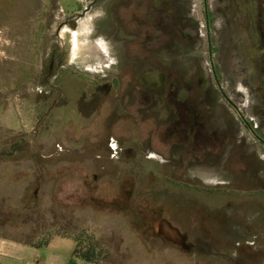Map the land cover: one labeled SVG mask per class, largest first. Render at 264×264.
Returning a JSON list of instances; mask_svg holds the SVG:
<instances>
[{"label": "rangeland", "instance_id": "1", "mask_svg": "<svg viewBox=\"0 0 264 264\" xmlns=\"http://www.w3.org/2000/svg\"><path fill=\"white\" fill-rule=\"evenodd\" d=\"M63 3L73 11L70 0ZM251 7L242 15L254 23ZM61 18L57 1L0 0V241L40 244L68 237L78 256L92 264H264L260 32L252 25L247 31L237 28L244 44L235 55L231 52L223 86L247 126L235 110L228 111L261 160L250 164L245 152L242 166L230 149L225 176L215 166L187 169L183 161L189 153L207 145L202 142L196 149L189 144L179 160L173 126L162 122L167 118L162 107L152 114L133 107L126 116L118 108L100 109L102 98L84 99L95 75L105 73H55L57 80H47L50 42L61 51L69 36L65 27L56 35ZM261 22L264 34V5ZM70 43V61L84 48L99 50L75 36ZM258 138L263 145L254 144ZM222 175L235 184L207 188L203 183H222ZM162 222L194 251L159 236Z\"/></svg>", "mask_w": 264, "mask_h": 264}, {"label": "flooded vegetation", "instance_id": "2", "mask_svg": "<svg viewBox=\"0 0 264 264\" xmlns=\"http://www.w3.org/2000/svg\"><path fill=\"white\" fill-rule=\"evenodd\" d=\"M55 1L62 17L56 35L65 27L69 36L61 51L54 48V41L50 42L44 71L47 80H57L60 76L55 73H105L95 75L97 78L92 79L93 85L84 98H90L88 101L102 98L100 109L118 108L131 116L133 107L151 114L162 107L167 113L162 122L173 126L172 141L179 146V160H183L182 150L189 144L196 149L202 142L207 145L205 150L189 153L190 159L183 161L187 169L213 170L215 166V170L222 168L221 173L228 176L230 149L236 154L234 161L242 166L246 164L241 163L245 152L250 156V164L254 158L261 160L255 145L247 146L238 121L228 111L239 110L228 98L223 81L229 77L231 52L235 55L239 45L244 44L236 32L239 26L245 31L254 26L256 33L260 32L258 41L264 46L261 22L264 0H70L72 12L64 8L65 0H45ZM251 5L254 23L249 22V15H242ZM79 31L86 34L79 35ZM83 35L79 39L99 46V50L84 48L80 56L70 61L71 37L79 41L78 36ZM67 94L72 98L71 91ZM57 103L54 101L52 105ZM220 110L226 112L219 119L215 116ZM214 117L220 120L223 131L214 124ZM241 120L247 126L242 117ZM250 128L249 132L257 137L254 128ZM261 143L258 138L254 144ZM225 176L222 183H203L207 188L224 187ZM159 226L158 235L165 241L184 251H194L180 234L181 243L168 240L160 234Z\"/></svg>", "mask_w": 264, "mask_h": 264}, {"label": "crops", "instance_id": "3", "mask_svg": "<svg viewBox=\"0 0 264 264\" xmlns=\"http://www.w3.org/2000/svg\"><path fill=\"white\" fill-rule=\"evenodd\" d=\"M230 179L227 178L225 186L235 184L236 181ZM75 247L76 243L68 237H56L39 248L2 240L0 264H92L76 256Z\"/></svg>", "mask_w": 264, "mask_h": 264}, {"label": "water", "instance_id": "4", "mask_svg": "<svg viewBox=\"0 0 264 264\" xmlns=\"http://www.w3.org/2000/svg\"><path fill=\"white\" fill-rule=\"evenodd\" d=\"M159 232L160 234L164 235L168 240L174 242V243H181V238L179 233L171 228L168 224L164 223L159 226Z\"/></svg>", "mask_w": 264, "mask_h": 264}, {"label": "trees", "instance_id": "5", "mask_svg": "<svg viewBox=\"0 0 264 264\" xmlns=\"http://www.w3.org/2000/svg\"><path fill=\"white\" fill-rule=\"evenodd\" d=\"M58 237H60V236H58ZM21 243H23V242H21ZM48 243H49V242H44V243H40V244H35L34 242H28V243H23V244H26V245H29V246H32V247H37V248H39V247H42V246H44V245H46V244H48ZM74 253H75L76 256L79 255V252H78L77 248H75ZM78 257H79V256H78ZM79 258H81V259H83V260H85V261H87V262H91V259L88 258V257H86L85 255H84V256L81 255Z\"/></svg>", "mask_w": 264, "mask_h": 264}]
</instances>
